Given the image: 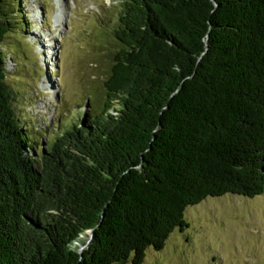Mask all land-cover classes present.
Here are the masks:
<instances>
[{
  "label": "trees",
  "instance_id": "16d2710c",
  "mask_svg": "<svg viewBox=\"0 0 264 264\" xmlns=\"http://www.w3.org/2000/svg\"><path fill=\"white\" fill-rule=\"evenodd\" d=\"M18 13L0 0V264H143L190 206L264 194V0H122L103 92L45 148L6 83Z\"/></svg>",
  "mask_w": 264,
  "mask_h": 264
},
{
  "label": "rangeland",
  "instance_id": "374dc122",
  "mask_svg": "<svg viewBox=\"0 0 264 264\" xmlns=\"http://www.w3.org/2000/svg\"><path fill=\"white\" fill-rule=\"evenodd\" d=\"M14 1L24 27L2 48L6 83L17 117L45 148L48 132L62 121L85 120L87 98L103 92L110 21L122 0ZM184 217L188 229L174 231L163 250L149 249L143 264H264V194L208 198Z\"/></svg>",
  "mask_w": 264,
  "mask_h": 264
},
{
  "label": "bare ground",
  "instance_id": "6f19581e",
  "mask_svg": "<svg viewBox=\"0 0 264 264\" xmlns=\"http://www.w3.org/2000/svg\"><path fill=\"white\" fill-rule=\"evenodd\" d=\"M53 49L52 46L48 47V50Z\"/></svg>",
  "mask_w": 264,
  "mask_h": 264
},
{
  "label": "water",
  "instance_id": "95a60500",
  "mask_svg": "<svg viewBox=\"0 0 264 264\" xmlns=\"http://www.w3.org/2000/svg\"><path fill=\"white\" fill-rule=\"evenodd\" d=\"M214 1V0H213Z\"/></svg>",
  "mask_w": 264,
  "mask_h": 264
}]
</instances>
